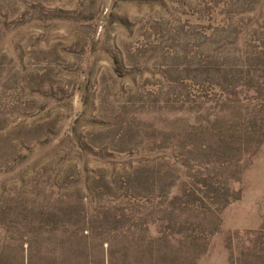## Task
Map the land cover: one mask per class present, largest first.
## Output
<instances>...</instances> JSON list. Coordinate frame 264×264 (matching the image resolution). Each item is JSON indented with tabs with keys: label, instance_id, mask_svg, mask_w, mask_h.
Wrapping results in <instances>:
<instances>
[{
	"label": "rangeland",
	"instance_id": "obj_1",
	"mask_svg": "<svg viewBox=\"0 0 264 264\" xmlns=\"http://www.w3.org/2000/svg\"><path fill=\"white\" fill-rule=\"evenodd\" d=\"M0 264H264V0H0Z\"/></svg>",
	"mask_w": 264,
	"mask_h": 264
}]
</instances>
